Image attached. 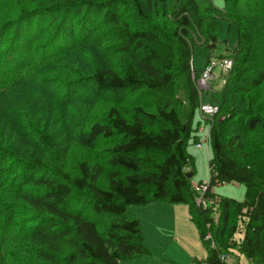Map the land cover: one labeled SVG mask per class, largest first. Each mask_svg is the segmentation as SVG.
<instances>
[{
  "label": "trees",
  "instance_id": "trees-1",
  "mask_svg": "<svg viewBox=\"0 0 264 264\" xmlns=\"http://www.w3.org/2000/svg\"><path fill=\"white\" fill-rule=\"evenodd\" d=\"M224 1L0 0V264H122L148 250L128 207L156 201L189 205L199 264H264V0ZM197 46L233 60L205 125Z\"/></svg>",
  "mask_w": 264,
  "mask_h": 264
},
{
  "label": "rangeland",
  "instance_id": "rangeland-1",
  "mask_svg": "<svg viewBox=\"0 0 264 264\" xmlns=\"http://www.w3.org/2000/svg\"><path fill=\"white\" fill-rule=\"evenodd\" d=\"M213 3L219 8H223L225 5L224 0H213ZM225 27L222 39H228L230 44H235L237 28L233 26L229 29L228 22H226ZM224 51L225 42H221L216 49V54L219 55ZM206 61L207 54L204 47H195V68L197 70L204 69L207 64ZM214 75L216 78L210 81V88L203 89L197 85L202 93L203 103H209L215 97L217 99L222 97L221 88L224 84L222 78L225 74L221 68L215 67ZM198 121H203L202 125L205 124L200 111H197L195 125ZM199 135L203 139L206 134L199 133ZM206 149V142L201 149H198L196 144L189 147V152L195 156L196 174L193 177L195 184L200 181L207 182L210 179V157H208ZM215 191L223 196L243 200L246 187L240 183L232 182L217 185ZM1 195L2 193L0 192ZM128 211L130 215L132 214L140 220L144 243L148 250L144 254L123 259L122 264H199V262L207 258L208 250L203 245L199 231L190 218V207L188 204L173 205L163 201H156L145 206L130 205ZM97 224L103 230L107 226V224L103 225L101 222ZM231 259L230 261H232ZM242 264H249V262L246 258H243Z\"/></svg>",
  "mask_w": 264,
  "mask_h": 264
},
{
  "label": "built area",
  "instance_id": "built-area-1",
  "mask_svg": "<svg viewBox=\"0 0 264 264\" xmlns=\"http://www.w3.org/2000/svg\"><path fill=\"white\" fill-rule=\"evenodd\" d=\"M233 66V60L231 58H225V57H213L209 60V62L206 64L204 69L202 70V75L196 79V83L201 88H210L211 84L210 81L214 79V69L215 67H219L222 69L223 73L226 75ZM223 81H225L224 77L222 78ZM219 111V106L215 103H203L200 106V113L202 117H214V115ZM200 130L204 132L205 137L203 139H200L199 142L196 144L197 147H203L204 143H207V150L209 149V130H207L205 127L201 126ZM196 188L198 190V197L196 199V203L199 206H203L204 208L213 207V216L215 218L218 217V209L217 205H215V201L217 199H212L211 197L206 195L207 190L209 189V182H203L201 184L197 183ZM223 259L226 258V256L222 257ZM228 258V257H227ZM205 264V263H203Z\"/></svg>",
  "mask_w": 264,
  "mask_h": 264
},
{
  "label": "crops",
  "instance_id": "crops-1",
  "mask_svg": "<svg viewBox=\"0 0 264 264\" xmlns=\"http://www.w3.org/2000/svg\"><path fill=\"white\" fill-rule=\"evenodd\" d=\"M206 63H207V61H206ZM204 67V66H203ZM202 67V68H203ZM216 78V76L214 77V79ZM203 101V100H202ZM204 102V101H203ZM214 102V100L213 101H211V102H209V103H213ZM205 125V124H204ZM204 127V126H203ZM199 133H202V134H204V132L203 131H201L200 129H199ZM198 149H201V148H203V147H197ZM207 150V149H206ZM207 155H208V157H210V150H207ZM173 205H178V204H173ZM191 218V217H190ZM232 261H230L231 262V264H239L238 263V261H240V264H242V262H243V258H241L240 260H238V259H231Z\"/></svg>",
  "mask_w": 264,
  "mask_h": 264
},
{
  "label": "water",
  "instance_id": "water-1",
  "mask_svg": "<svg viewBox=\"0 0 264 264\" xmlns=\"http://www.w3.org/2000/svg\"><path fill=\"white\" fill-rule=\"evenodd\" d=\"M187 175H188L189 177H191V176L193 175V173H192V172H189V173H187Z\"/></svg>",
  "mask_w": 264,
  "mask_h": 264
}]
</instances>
